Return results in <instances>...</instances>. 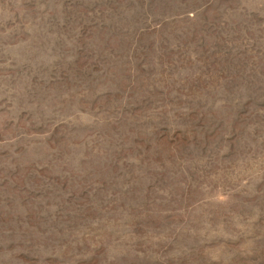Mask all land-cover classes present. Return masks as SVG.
Here are the masks:
<instances>
[{
	"label": "rangeland",
	"instance_id": "obj_1",
	"mask_svg": "<svg viewBox=\"0 0 264 264\" xmlns=\"http://www.w3.org/2000/svg\"><path fill=\"white\" fill-rule=\"evenodd\" d=\"M0 264H264V0H0Z\"/></svg>",
	"mask_w": 264,
	"mask_h": 264
}]
</instances>
